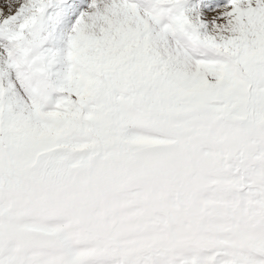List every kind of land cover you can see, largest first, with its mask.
<instances>
[{"label": "snow or ice", "instance_id": "snow-or-ice-1", "mask_svg": "<svg viewBox=\"0 0 264 264\" xmlns=\"http://www.w3.org/2000/svg\"><path fill=\"white\" fill-rule=\"evenodd\" d=\"M0 264H264V0H0Z\"/></svg>", "mask_w": 264, "mask_h": 264}]
</instances>
